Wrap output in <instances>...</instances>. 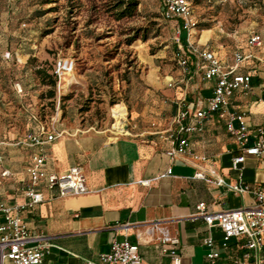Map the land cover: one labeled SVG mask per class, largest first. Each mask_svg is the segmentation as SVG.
<instances>
[{
  "label": "crops",
  "instance_id": "1",
  "mask_svg": "<svg viewBox=\"0 0 264 264\" xmlns=\"http://www.w3.org/2000/svg\"><path fill=\"white\" fill-rule=\"evenodd\" d=\"M199 32L195 40L208 45L225 64L232 63L236 49L250 53L237 69V73L250 74V90L247 93L237 90L231 106L246 113L252 131L264 129V44L249 49L247 39L244 46H238L234 38L210 41L218 39L210 29ZM260 35L264 42V36ZM193 62L190 76L178 87L169 88L167 80L178 79L179 70L177 75L165 76V85L175 90L173 94L166 92L173 95L171 104L158 110L153 127L146 131L129 130L108 137L103 131L58 128L64 131L62 136L34 147L14 145L17 139L14 137L0 139L3 166L11 172L1 179L0 200L8 205L27 201L26 167L33 153L47 155L51 172L61 173L72 166H80L84 172L87 192L59 197L55 191L41 186L44 200L20 212L32 234L47 237L44 264L95 263L101 253L109 250L114 238L119 241L127 238L137 244L142 264H172L156 239L158 233L147 232L153 221L162 222L178 236L181 264H210L205 256L207 235L212 236L219 252L214 264H247L238 249L239 239L224 243L217 226H208L202 217L192 218V214L201 201L212 212L252 205V194L233 192L228 185L240 182L264 188V153L247 154L243 163L233 166L238 147L216 113L204 120L201 132L187 135V153L173 158L166 153L171 142L165 130L175 112L174 98L184 96L193 107L197 101H206L214 85V80L202 78ZM149 78L154 81L153 74ZM34 127L28 119L25 133ZM197 172L204 177H196ZM218 179L223 183L217 184Z\"/></svg>",
  "mask_w": 264,
  "mask_h": 264
},
{
  "label": "rangeland",
  "instance_id": "2",
  "mask_svg": "<svg viewBox=\"0 0 264 264\" xmlns=\"http://www.w3.org/2000/svg\"><path fill=\"white\" fill-rule=\"evenodd\" d=\"M189 1L198 23L194 38L210 29L218 36L210 41L234 38L244 46L250 33L264 36V0ZM115 2L0 0V139L25 134L26 108L47 123L58 113L59 129L103 131L108 137L116 136L117 106L130 132L153 127L158 110L171 104L173 95L166 92L175 91L165 85V76L178 72L173 60L178 22L162 17L160 0H137L130 16L117 19ZM58 61L71 67L54 86L43 83L36 69L50 74Z\"/></svg>",
  "mask_w": 264,
  "mask_h": 264
},
{
  "label": "built area",
  "instance_id": "3",
  "mask_svg": "<svg viewBox=\"0 0 264 264\" xmlns=\"http://www.w3.org/2000/svg\"><path fill=\"white\" fill-rule=\"evenodd\" d=\"M161 15L166 20L178 22L177 36L173 60L179 70V78L170 77L167 80L169 88H176L191 74L190 65L193 62L197 70L202 72L204 80H214L211 95L206 101H197L193 107L189 106L185 97H175L173 104L175 112L170 124L165 130L171 146L166 150L173 158L176 154L189 151L187 135L203 130L204 120L216 113L225 124L226 131L233 137L239 153L233 157V166L244 162L245 155H260L264 153V129H250L244 111L232 108V99L237 90L247 93L250 90V74L237 73L240 64L250 56L242 49H236L232 54V63L225 64L214 50L208 45H200L194 38L196 20L193 15L192 3L189 0H160ZM182 34V35H181ZM262 46V38L258 33L248 36L246 47L251 49ZM71 65L58 61L55 73L66 72ZM18 93L23 91L20 83H15ZM27 117L34 130L13 141L14 145L28 147L43 146L62 136L64 131L55 126L58 113L50 117V121L41 119L38 112L26 108ZM116 118V117H115ZM119 119V120H118ZM115 119L112 128L115 134H126L125 124L120 118ZM0 183L1 179L11 175L9 169L3 166V155L0 152ZM29 183L25 189L27 201L21 204L8 205L0 200V264H44L48 243L47 237L32 234L20 212L44 200L41 186L49 191H55L59 197L82 194L88 191L85 175L80 166H72L68 170L55 173L48 170L47 155L43 152L33 153L26 167ZM170 173V169H168ZM196 177H204L197 172ZM208 181H210L208 179ZM222 184L223 180H216ZM233 192H248L252 194L254 203L245 207L208 211L205 202H198L192 218L202 217L208 226H217L222 232V241L227 243L232 239H239L238 249L247 264H264V188L250 186L240 182L228 185ZM156 231L157 240L163 252L170 256L172 264H181L178 252L179 238L162 225L160 221H153L147 227V232ZM206 258L214 264L219 257L217 245L211 235L204 239ZM82 264H142L138 245L127 238L119 241L112 239L109 250L99 255L97 262L85 261Z\"/></svg>",
  "mask_w": 264,
  "mask_h": 264
},
{
  "label": "trees",
  "instance_id": "4",
  "mask_svg": "<svg viewBox=\"0 0 264 264\" xmlns=\"http://www.w3.org/2000/svg\"><path fill=\"white\" fill-rule=\"evenodd\" d=\"M115 8L117 9L116 11V18L121 19L125 16H130L135 8L136 5L138 4L137 0H115ZM198 26V23H196V27ZM55 70V68H54ZM53 70L52 73H47L46 70L43 68H37L36 69V74L40 77L43 83L50 84V85H55V81L57 78V75L55 71ZM53 90L50 91V96H53ZM39 113V112H38ZM40 114V113H39ZM41 116V114H40ZM41 119L44 120L41 116ZM45 121V120H44Z\"/></svg>",
  "mask_w": 264,
  "mask_h": 264
},
{
  "label": "bare ground",
  "instance_id": "5",
  "mask_svg": "<svg viewBox=\"0 0 264 264\" xmlns=\"http://www.w3.org/2000/svg\"><path fill=\"white\" fill-rule=\"evenodd\" d=\"M124 114L123 107L117 106V108L114 110L113 115L116 117V119L122 117Z\"/></svg>",
  "mask_w": 264,
  "mask_h": 264
}]
</instances>
